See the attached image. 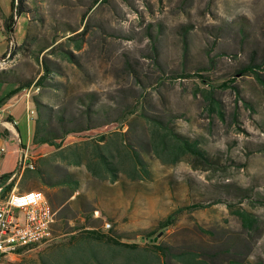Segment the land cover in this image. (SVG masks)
Masks as SVG:
<instances>
[{"label":"rangeland","instance_id":"obj_1","mask_svg":"<svg viewBox=\"0 0 264 264\" xmlns=\"http://www.w3.org/2000/svg\"><path fill=\"white\" fill-rule=\"evenodd\" d=\"M28 3L34 5V10L27 41L0 59V67L15 68L21 79L36 78L43 73V60L47 57L54 71L47 77L46 85L40 84L37 95L50 105L51 124L58 123L56 114L62 107L67 116H72L73 123L84 121L86 103L106 107L104 113L96 116L100 121L120 120L121 112L142 109L147 115L172 119L181 131L200 137L213 156L218 154L224 160L226 154L227 159L235 162L216 173L194 165L186 154L174 163L162 161L151 149L146 119L137 111L131 114L132 118H124L122 124L116 121L105 124L102 129L106 140L118 135L121 141L131 142L149 161L152 172L149 177H142L139 187L127 186L128 195L132 194L128 207V197L121 185L117 182L109 186L114 200L104 206L117 212L116 224L111 223L107 212H102L95 216L100 227L105 228L106 220L117 231L156 228L159 218L176 204L190 199L184 184L186 176H191L202 191L212 190L214 183L233 184L232 188L234 184H253L256 194L264 196V148L257 150L264 145V87L251 74H235L238 65L250 57L259 61L264 56V0H28ZM9 13L10 0H0V58L15 42L21 43L26 33L24 13L18 16L11 31L4 28L3 21ZM84 29L78 35L82 46L76 49L68 35ZM67 50L71 51L70 57ZM181 69L203 73L208 83L197 76H174ZM229 76H236L234 83L240 98L231 89L216 86ZM12 79L7 75L0 80V91L3 87H15L18 82ZM209 85L215 86L213 95L219 101L222 116L217 111H208L202 90L196 89ZM19 105L25 117L27 106L23 100ZM27 109H32L36 116L33 98ZM73 137L80 142L84 138L92 141L97 134L90 130ZM116 147L127 149L121 142ZM66 170L78 177L80 185L76 189L63 185L50 188L57 203L55 213L63 208L74 209L73 199L78 192L93 202L95 187L84 166L53 164L46 174L52 179ZM121 176L131 180L124 170ZM70 193L75 197L69 198ZM221 195L237 199L233 189ZM241 204L252 209L257 217L251 229L243 227L223 201L210 203L180 212L174 223L164 229L156 242L166 254L151 258L140 251L131 256L122 252L112 264H121V260L130 264H193L179 258L183 252L193 257L199 254L194 259L202 258L204 264H264V204L247 199ZM119 208L124 209L118 214ZM50 251L47 244L43 252L34 250L36 260L28 257L23 261L40 264L38 258ZM0 264L11 263L0 260Z\"/></svg>","mask_w":264,"mask_h":264},{"label":"trees","instance_id":"obj_2","mask_svg":"<svg viewBox=\"0 0 264 264\" xmlns=\"http://www.w3.org/2000/svg\"><path fill=\"white\" fill-rule=\"evenodd\" d=\"M34 10V5H29L28 0H10V13L4 18L3 24L7 31H11L16 22L17 17L24 13L27 17V28L24 39L21 43H14L10 50L3 54L0 59H4L10 52H14L16 47H21L27 41L29 35V29L31 25V13ZM80 33L74 35L69 34L70 38H73V46L76 49H80L82 46V39L79 38ZM78 36V37H77ZM184 47L186 45V39H183ZM15 47V48H14ZM52 50V49H51ZM50 50V51H51ZM8 52V53H7ZM67 57H70V50H67ZM211 60V58H209ZM44 71L37 77V82L42 85H46L48 76H52L54 68L49 64L47 57L43 60ZM15 68L13 67H1L0 68V80L6 79L7 75H11L12 80L18 82L21 86L30 84L35 78L29 77L21 79ZM235 74L240 76L251 74L256 81L264 87V56L261 60L256 61L253 57L245 63L238 65L235 70ZM174 76H197L198 79L207 84L205 81V75L199 71H185L183 69L176 73ZM236 76H229L216 86L221 88L231 89L237 98H240V91L236 88L234 83ZM197 91L202 90L204 99L206 100L208 111H217L222 116V111L219 109V101L214 97L213 90L214 85L209 87H196ZM34 106L36 110L35 129L33 134V142H59L64 135L68 133H83L85 131L93 130L97 134V138L93 139L90 149H88L87 141L85 145L80 148L78 145L72 147L68 153L75 164L84 163L86 169L90 174L94 176L93 184L95 187L96 198L105 199L106 201L112 200V194L110 192V185L105 183L104 178H109L111 181L117 180L121 185V188L125 195H128V187L134 185L139 187L143 182L142 177H149L151 175V169L149 168V161L139 152V149L129 141H123L127 149L123 151L116 147L118 139L109 137L106 140V133L101 132L102 127L105 124H110L116 121L122 124L124 118H129L136 109H129L126 113L121 112V119L116 118L110 121H100L97 119L100 113H104L105 106L91 105L86 103L84 108V121H77L73 123L71 117L65 113V108L62 107L57 112L58 123L53 125L50 123L49 109L50 105L42 101L37 95L33 97ZM87 102V101H86ZM137 113L145 118L148 128V143L153 150L154 154L166 163H174L179 160L183 155H189L194 162V165H202L204 168L214 171L223 172L230 164H234V160L227 159L226 154L224 160H222L218 154H211V152L202 145L200 137L191 136L186 132L179 129L178 124L172 119L166 117L163 118L158 115H147L142 109ZM118 117V116H117ZM66 118L70 119L67 122ZM94 118H96L94 120ZM132 118V116L130 117ZM100 132V133H99ZM121 138V136L119 135ZM106 140L103 143H99L98 140ZM108 146L106 149L105 147ZM249 151L251 149L247 147ZM264 145L257 147V150L263 149ZM247 152V151H246ZM125 171L131 177L132 181L127 183L121 176V171ZM9 175L6 176L8 179ZM50 184H65L72 183L71 186L78 187V177L70 171L64 172L62 175L47 181ZM194 179L191 176L184 178V184L186 190L189 193L190 199L186 203L176 204L167 213L157 220L156 228L154 229H141L139 227L126 231H117L113 226L109 228H102L98 224V217L93 215L94 203L88 199L83 193H77L73 199L74 209L63 208L55 213V220L52 224L53 236L50 240L51 251L49 255H42L38 258L40 264H112L117 262V255L125 252L126 255H135L137 251L143 252L149 255L151 258H158L159 254H166V250L162 248L153 238L158 232L163 233L170 224L174 223L176 216L180 212H190L192 209L201 208L210 203L223 201L232 214H235L240 220L243 227L251 229L257 222V217L252 209L247 208L241 204L243 200L258 201L264 204V196L256 194L253 188V184L250 185H228V183H214V188L206 192L202 191L197 185L194 184ZM11 184V179L8 182V186ZM177 184V183H176ZM175 185L172 183V187ZM143 187V185L141 186ZM234 190L236 200L225 199L221 193ZM197 190V191H196ZM203 192L202 194H199ZM206 192V193H205ZM49 197V196H48ZM51 199V197H49ZM238 202V203H236ZM108 204V203H107ZM238 204V205H235ZM54 208V204H52ZM103 206V205H101ZM104 208V207H103ZM78 215L76 216L75 214ZM116 214H110L108 212V219L115 225ZM72 253H68V251ZM196 255V256H195ZM194 257H199V254L195 253ZM193 255L185 254L184 252L179 255V258L183 261L191 262L193 264L199 261L198 264H202V258L195 260ZM262 261V260H260ZM205 263V262H204ZM203 263V264H204ZM121 264H130V262L122 261Z\"/></svg>","mask_w":264,"mask_h":264},{"label":"crops","instance_id":"obj_3","mask_svg":"<svg viewBox=\"0 0 264 264\" xmlns=\"http://www.w3.org/2000/svg\"><path fill=\"white\" fill-rule=\"evenodd\" d=\"M15 53L16 54L19 53L18 50ZM1 67H5V66L3 65ZM37 94L38 93H34L30 96H27L24 93L23 85L21 86L19 83H17L15 87L12 86L8 87V89L7 87L6 88L3 87V89L0 91V146L3 145L5 147L4 151L0 154V200L3 199L10 192V190L24 191L33 188H39V189L45 188V191L43 189L42 190L44 191V193L46 192V189L50 191V192H46L47 194L46 193L45 194L48 197V193H49V197H51V199L48 197L50 203L56 206L57 203H55L54 198L51 196V192L53 191H51L50 188H55L59 185L50 184L47 181H50L58 176H55L52 179L48 177L46 172L48 171L49 166L53 164L54 165L66 164L76 167L82 165L86 169L83 162L80 164H75L70 159L71 157L65 154L68 153V151L72 147H75L76 145L82 148L87 141H90L87 144L88 149H90L93 140L91 141L88 138L87 139L84 138L80 142L74 139L73 137L74 134L84 135L85 132H83V133H68L64 135L59 142H57L58 140L53 142H37V143L33 142L36 116L34 115V112L31 115H29L28 113L29 109H27V107L29 105L30 99H32ZM21 100H23L24 105L27 106L25 117L23 115L22 109L19 107L20 106L19 103L21 102ZM101 132H104L103 129H101ZM114 138L118 139V135H115L113 139ZM98 141L99 143H103L105 140L103 139ZM118 141L123 143V141H121L120 139H118ZM23 152L26 153L24 162L31 163L32 164L31 167L24 165L22 168H20ZM66 171H70V170H66ZM87 172L90 178L92 179V185L94 186L93 184L94 176L90 174L88 170ZM7 175H9L8 179L6 178ZM129 178L131 179L130 176ZM10 179H11V184L10 186H8L7 184L10 181ZM104 181L105 183L107 182V184L110 186H112L113 183L114 184L117 183V180L111 181L109 178H104ZM131 181L132 179L126 180L127 183ZM78 182H80L79 179ZM71 184L72 183L68 182L60 185L70 188L72 187ZM76 188L77 187H74L73 189ZM93 192H94L93 203L95 205L93 208L94 216H96L94 214V210L97 211L98 215H100L102 212H107V213L111 212V214L113 215L117 213L114 209L111 210L110 207L104 206L105 204L109 202L111 203V201L114 200L113 196H112L113 198L112 200L106 201L105 199L102 200L101 198L97 199L96 198L97 194H95L96 193L95 190H93ZM124 196L128 197L127 199V202H129L127 205L128 207L130 205V200H131L130 197H132V194L124 195ZM74 197L75 195H72L71 193L69 194V198H74ZM122 209L124 208L118 209V214L122 211ZM50 240L51 239L18 246L16 250L13 252L0 255V260H8L10 261L11 264H26L23 260L28 257L33 258V260H36V258L33 257L34 250L41 249L43 252L45 246L50 243ZM32 264H36V263H32Z\"/></svg>","mask_w":264,"mask_h":264},{"label":"built area","instance_id":"obj_4","mask_svg":"<svg viewBox=\"0 0 264 264\" xmlns=\"http://www.w3.org/2000/svg\"><path fill=\"white\" fill-rule=\"evenodd\" d=\"M37 77L28 85H23L24 93L30 96L39 91ZM33 113L32 109L28 111ZM5 147L0 146V154ZM26 153H22L21 164L25 163ZM94 214L98 215L94 210ZM55 210L42 189L33 188L24 191L10 190L0 200V255L13 252L18 246L41 242L52 238V224ZM110 222H104L108 228Z\"/></svg>","mask_w":264,"mask_h":264},{"label":"water","instance_id":"obj_5","mask_svg":"<svg viewBox=\"0 0 264 264\" xmlns=\"http://www.w3.org/2000/svg\"><path fill=\"white\" fill-rule=\"evenodd\" d=\"M159 235H160V232H158V234L154 235L152 239L156 240Z\"/></svg>","mask_w":264,"mask_h":264},{"label":"bare ground","instance_id":"obj_6","mask_svg":"<svg viewBox=\"0 0 264 264\" xmlns=\"http://www.w3.org/2000/svg\"><path fill=\"white\" fill-rule=\"evenodd\" d=\"M39 91H40V84H39ZM24 165H26V164H21V167L20 168H22Z\"/></svg>","mask_w":264,"mask_h":264},{"label":"flooded vegetation","instance_id":"obj_7","mask_svg":"<svg viewBox=\"0 0 264 264\" xmlns=\"http://www.w3.org/2000/svg\"><path fill=\"white\" fill-rule=\"evenodd\" d=\"M156 240H157V239H156ZM156 240H155V241H156Z\"/></svg>","mask_w":264,"mask_h":264}]
</instances>
